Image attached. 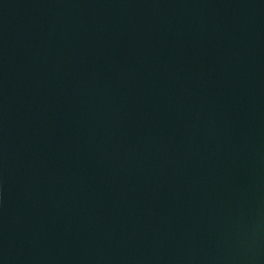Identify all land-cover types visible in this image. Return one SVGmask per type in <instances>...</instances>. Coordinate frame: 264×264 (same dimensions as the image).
Masks as SVG:
<instances>
[{"label": "water", "instance_id": "obj_1", "mask_svg": "<svg viewBox=\"0 0 264 264\" xmlns=\"http://www.w3.org/2000/svg\"><path fill=\"white\" fill-rule=\"evenodd\" d=\"M0 264H264V0H0Z\"/></svg>", "mask_w": 264, "mask_h": 264}]
</instances>
